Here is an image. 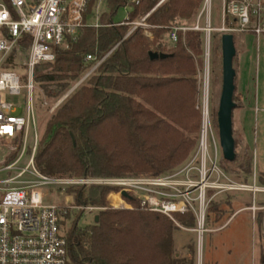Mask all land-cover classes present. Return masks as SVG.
Instances as JSON below:
<instances>
[{
    "label": "trees",
    "instance_id": "trees-1",
    "mask_svg": "<svg viewBox=\"0 0 264 264\" xmlns=\"http://www.w3.org/2000/svg\"><path fill=\"white\" fill-rule=\"evenodd\" d=\"M202 2L167 0L147 19L151 40L142 29L128 35L130 27L117 25L114 16L120 7L130 5V20H137L149 14L157 1L143 0L135 6L128 0H108L109 13L102 14L99 28H83L76 42L57 51L54 63L37 67L38 85L47 97L58 98L66 93L70 81L100 63L87 83L68 96L46 122L35 157L41 173L75 179L160 176L189 158L201 125L198 76L204 69V35L180 33L170 49L169 40H162L170 28L192 20ZM95 4L92 0L90 12ZM216 38L213 71L217 54H222L221 36ZM151 54L166 57L152 59ZM88 56L95 61L87 62ZM46 68L52 72L40 74ZM159 71L164 74L157 75ZM238 168L251 175L253 158ZM260 183L264 185V177ZM118 191L95 184L66 189L75 206L101 209L94 225L80 227L81 212L68 230V264H194L192 245L188 263L175 255L178 227L174 221L146 210L134 198L130 199L131 210L111 208L108 195ZM110 198L113 205L125 206L115 195ZM210 212L215 214V223L222 221L223 212L217 205ZM175 220L186 229L196 228L190 213L177 214Z\"/></svg>",
    "mask_w": 264,
    "mask_h": 264
},
{
    "label": "built area",
    "instance_id": "built-area-1",
    "mask_svg": "<svg viewBox=\"0 0 264 264\" xmlns=\"http://www.w3.org/2000/svg\"><path fill=\"white\" fill-rule=\"evenodd\" d=\"M143 0H129L139 6ZM157 1L149 14L140 19L118 23L119 26L142 29L152 38L148 17L167 0ZM0 0V264H68L67 217L72 211L98 216L100 208L77 207L66 189L77 185H105L119 189L108 195L113 209H133L136 199L146 210L175 220L177 214H192L196 221L198 253L202 244L207 215L216 195L223 192H261L256 186L229 182L218 160V142L203 107V123L197 150L174 171L160 175L120 178L75 179L44 175L35 157L41 138L36 99L39 85L37 67L52 64L60 49H68L85 27L99 28L102 0ZM222 25L212 23L213 0H203L191 26L170 28L169 43L176 45L180 33L204 35L207 60L214 33L264 35V0H221ZM132 32V31H131ZM130 32V33H131ZM87 62L95 61L93 56ZM100 63L97 64V67ZM95 67V68H97ZM3 95L17 102L3 100ZM210 141L214 156L209 155ZM31 144V145H30ZM221 148V147H220ZM25 155L29 160L22 165ZM63 190V204H46L50 190ZM216 191L217 194L211 193ZM127 193L128 197L123 196ZM111 195L128 203L113 205ZM253 209H255L253 207Z\"/></svg>",
    "mask_w": 264,
    "mask_h": 264
},
{
    "label": "rangeland",
    "instance_id": "rangeland-1",
    "mask_svg": "<svg viewBox=\"0 0 264 264\" xmlns=\"http://www.w3.org/2000/svg\"><path fill=\"white\" fill-rule=\"evenodd\" d=\"M107 1L102 0L99 8L101 14L109 13ZM132 11L133 8L130 5L120 7L114 16V22L118 24L127 21ZM194 19L195 16L190 21H183L182 24L191 26L194 23ZM212 23L214 27L222 25L221 0H213ZM133 29L134 27H130L128 35H131L135 31ZM217 36L220 37L217 33H214L212 36L209 60H207L204 48V69L198 76L202 92L200 100L201 125L196 148L189 158L197 150L200 140L203 123L204 95L205 99L209 102L210 124L217 142L219 138L217 113L223 84L222 54H217L216 70H212L211 64L212 53L218 40ZM150 39L153 40V38ZM162 42L168 43V37L164 36ZM235 42L237 44V55L234 60V67L237 71V77L234 99H236L235 103L237 107L233 112V130L236 154L239 161L237 163L225 161L220 146H218V160L220 168L225 173L229 182L243 184L249 188L256 186L258 189L264 191V185L260 183V177H264V35L257 37L253 34H244V39L242 40L240 34H237L235 35ZM167 45L169 49L174 47L170 43ZM95 67H97V64L86 73L80 75L77 80L70 81V87L66 93L58 98L47 97L43 88L41 86L38 87L36 108L41 135L48 119L58 111L68 96L86 84L88 79L96 73L97 68ZM51 72V68L40 70V74ZM156 74L163 75L164 72L159 71ZM207 77L209 83L206 80ZM3 100L7 102L18 101L17 98H11L8 95H3ZM209 155L211 157L214 156V148L211 141ZM248 157L253 158L252 174L249 176L242 173L238 168L239 164ZM28 160V155H25L22 165H26ZM62 192L63 190L60 189L50 190L49 193H46L45 203L63 204L64 196H62ZM211 194L217 193L213 191ZM213 204L217 205L223 212L222 221L219 223H215V214L210 212ZM255 205L264 207V192L254 193L250 190L244 192L227 191L216 195L208 212L206 229L209 232L205 233L203 237L202 255L200 256L198 253V235L195 232V228L186 229L183 227V229L178 228L174 231L176 257L188 263L191 260L188 247L192 245L195 250L193 257L194 264H206L207 256H209L207 248L211 240V243H219L221 247H219L218 251H212L209 257L220 261V264H264V210L256 212V221L252 220V213L249 211L240 212L228 221L229 217L237 210L246 207L253 208ZM80 213L79 211L69 213L66 233ZM95 217L94 213H84L82 219L80 218L79 226L94 225ZM225 224L226 226H224ZM218 228H222V230L210 233L212 229ZM231 250H233V253Z\"/></svg>",
    "mask_w": 264,
    "mask_h": 264
},
{
    "label": "water",
    "instance_id": "water-1",
    "mask_svg": "<svg viewBox=\"0 0 264 264\" xmlns=\"http://www.w3.org/2000/svg\"><path fill=\"white\" fill-rule=\"evenodd\" d=\"M222 46V93L217 113V123L219 130V141L222 149L223 159L229 163L237 159L234 130H233V112L237 107L234 101L236 91L237 71L234 67V60L237 55L235 37L233 34H224L221 37ZM166 55L151 54L152 59L165 58ZM123 196L128 197L127 193ZM99 217H95V223Z\"/></svg>",
    "mask_w": 264,
    "mask_h": 264
},
{
    "label": "crops",
    "instance_id": "crops-1",
    "mask_svg": "<svg viewBox=\"0 0 264 264\" xmlns=\"http://www.w3.org/2000/svg\"><path fill=\"white\" fill-rule=\"evenodd\" d=\"M240 36H241V39L243 40L244 39V34H240ZM235 37V36H234ZM235 45H236V49H237V44H236V42H235ZM261 192H264V191H261ZM254 208L255 209H253L252 207H246V208H241V209H239V210H237L230 218H229V220L228 221H230L235 215H237L238 213H240V212H244V211H249V212H251L252 213V220H255L256 221V212L259 210V211H262V210H264V207H258V206H254ZM227 221V222H228ZM227 222H226V224H227ZM226 224L224 225V226H226ZM224 226H223V228H224ZM220 230H222V228H218V229H212L211 231H210V233H215V232H219ZM219 247H221V245L219 244V243H211V240L209 241V245H208V254H209V256H210V253L212 252V251H215V250H217L218 251V249H219ZM234 250V249H233ZM233 250H231V252L233 253ZM209 256H207V259H206V264H220V261H218V260H216V259H214V258H210Z\"/></svg>",
    "mask_w": 264,
    "mask_h": 264
},
{
    "label": "bare ground",
    "instance_id": "bare-ground-1",
    "mask_svg": "<svg viewBox=\"0 0 264 264\" xmlns=\"http://www.w3.org/2000/svg\"><path fill=\"white\" fill-rule=\"evenodd\" d=\"M207 82L209 83V80H208V77H207ZM205 88H206V85H205ZM207 91H208V87H207ZM206 100V99H205ZM209 102L206 100V104H205V110H206V115L208 116L209 118ZM116 197H118L121 201H123V203L125 204V206H127L128 204L121 199V197L119 195H115ZM117 207V206H116Z\"/></svg>",
    "mask_w": 264,
    "mask_h": 264
}]
</instances>
